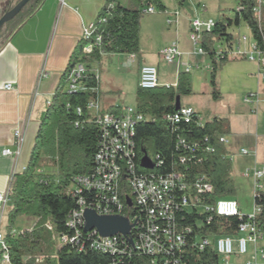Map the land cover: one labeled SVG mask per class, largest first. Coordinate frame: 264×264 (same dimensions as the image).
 I'll return each instance as SVG.
<instances>
[{
  "label": "built area",
  "instance_id": "1",
  "mask_svg": "<svg viewBox=\"0 0 264 264\" xmlns=\"http://www.w3.org/2000/svg\"><path fill=\"white\" fill-rule=\"evenodd\" d=\"M263 6L264 0H257L253 8L259 20ZM202 9L205 10V7ZM144 12L154 13L155 8L148 7ZM165 15L167 25L177 26L178 14L173 20L167 12ZM99 21L104 22L105 18L99 17ZM215 23L213 19L190 20L188 38L196 54L205 55L201 46L203 34L211 32ZM94 30V22L83 30L82 57L91 54L101 42L100 35L95 34ZM218 42L225 45L216 50L218 56L226 54L227 58L232 56L256 62L257 75L264 80V47L252 34L233 36L231 43L223 39ZM159 55L165 63L172 64L180 60L182 51L174 41L163 47ZM190 69L191 65H186L184 72L188 73ZM87 75L86 64L75 62L67 70L65 82L69 83V87L65 91L82 90L83 79ZM46 76L47 73L41 70L38 78ZM176 84L164 86L175 87ZM138 87L144 90L160 87L156 66L144 65L140 68ZM4 88L11 90L13 86L7 83ZM258 101V92L244 96L245 103ZM86 109L99 129L98 146L92 171L71 179L67 194L75 206L65 221V232L57 234L58 247L68 246L77 253L96 251L106 254L111 257L108 264H125L133 252L148 256L151 264H210L198 257L199 253H210L209 250L217 256L218 264H236L237 260L231 262V257H246L241 264H263L264 246L260 243L264 231L256 220L262 207L254 204V198L264 191V167H252L244 171V175L252 179L254 207L251 214H243L235 198H214L213 185L204 174L190 176V163L201 161L197 158L198 151H211L212 147L204 148L174 132L175 152L171 155V161L166 162L159 154H148L153 168L144 169L140 167V159L137 160L136 129L151 118L130 106L120 107L118 113L107 112L100 107L98 97L90 99ZM76 112L81 113L82 109L77 107ZM194 118L197 119L196 124H203L194 108L180 106L178 110L164 115L163 119L177 131L181 125L190 124ZM78 124L75 123L76 126ZM14 138L18 142L22 140L18 129L14 131ZM218 141L225 147L229 144L226 135L219 136ZM2 152L4 155L13 153L10 149ZM225 153L230 160L231 156L233 159L234 154L227 150ZM238 153L245 156L248 150L240 148ZM9 202V189L6 187L0 191V213ZM86 209L98 215H121L127 217L130 223L135 222V225L128 236L116 234L102 237L96 229L85 231ZM230 218H236L238 223L232 233H224V229L232 227ZM214 222L217 228L211 227ZM48 229L54 230L51 222H48ZM16 232L12 230L11 236H16ZM1 257L10 263L4 235L0 232ZM42 258L41 255L32 257L35 263H39Z\"/></svg>",
  "mask_w": 264,
  "mask_h": 264
},
{
  "label": "trees",
  "instance_id": "2",
  "mask_svg": "<svg viewBox=\"0 0 264 264\" xmlns=\"http://www.w3.org/2000/svg\"><path fill=\"white\" fill-rule=\"evenodd\" d=\"M11 1H1L3 11L9 8ZM43 1L30 0L15 18L2 27L0 45L5 44L25 24ZM236 1L237 8H241L239 11L236 9L233 19L216 21L214 29L204 33L201 41L205 55L211 60L213 86L217 63L221 64L227 60L226 54L221 56L216 54L215 44L221 39L231 43L233 34L228 33L229 27H239L244 23L259 45L264 47L262 15L259 20L253 11L257 0ZM148 7H154L161 13L166 12L162 0H128V5H122L118 0H106V4L94 21V33L100 35V44L91 54L84 57L81 55L84 42L80 41L76 46L60 84L40 120L27 166L22 172L14 174L8 184L10 202L6 211V229L3 235L10 264H53L51 257H55L57 264H108L111 261V257L106 254L96 251L77 253L68 246L58 247L53 253L46 252L43 248L45 228L40 223L46 218L52 223L57 234L65 232V221L70 210L75 206L73 199L67 194L71 179L75 175L89 174L93 169L99 129L86 109V104L90 99L98 97L99 79L90 69V63L99 60L105 54L138 53L140 21ZM99 17L105 18V21H99ZM4 33L6 36L3 35ZM78 61L85 63L88 68V75L83 79V89L75 92L62 90L67 70ZM190 93V80L188 73L185 72L178 74L175 87L160 86L149 90L138 87L136 108L151 120L137 126L135 138L137 160L144 154L153 153L159 154L166 162L171 161V155L175 152L176 133L174 132H178L204 148L212 147L211 151H198L197 158L201 161L190 163V176L204 174L208 182L213 185L214 198H234L236 189L231 176V160L226 156L225 146L218 141L219 136L230 134L228 120L215 118L211 122L198 125L197 119L194 118L190 124L181 125L179 130L174 131L163 119L164 115L175 111L177 96H180V106H182L181 97ZM214 97H217V93ZM77 107L82 109L81 113L76 112ZM119 109V106H113L106 111L118 113ZM76 122L79 123L77 126ZM44 167L53 171L43 173L41 168ZM254 204L262 207L256 220L264 231V191L258 198H254ZM21 217H34L38 221L30 230L11 236V231ZM229 222L232 227L224 229V233H232L238 220L230 218ZM211 227L217 228V223H212ZM209 252L199 253L198 257L210 264H218L217 256L211 250ZM37 255L43 257L39 263H35L32 259ZM26 258L28 259L24 261ZM125 264L151 263L148 256L133 252Z\"/></svg>",
  "mask_w": 264,
  "mask_h": 264
},
{
  "label": "crops",
  "instance_id": "3",
  "mask_svg": "<svg viewBox=\"0 0 264 264\" xmlns=\"http://www.w3.org/2000/svg\"><path fill=\"white\" fill-rule=\"evenodd\" d=\"M118 1L120 2V0ZM105 4L106 0H44L25 24L5 44L0 45V191L8 187L14 174L22 172L27 166L40 120L48 102L60 84L76 46L81 41L84 28L97 19ZM162 14L166 17L165 13ZM189 19L188 17L185 21L187 39ZM176 28L177 26L175 27L176 40L174 41L179 45L183 41L179 42ZM150 29L155 36L157 35L158 39L156 37L155 39L163 41L159 44L158 51L164 47L163 43L166 37L168 39L173 37L172 34L158 35V29L154 24ZM190 55L193 56L194 62H199L206 56L196 54L193 49L192 51L183 50L182 56L185 58L181 56L179 61L171 64L175 67L176 76L173 85L177 83L178 74L184 72L186 65H191L188 63ZM147 62L146 65L155 64L153 60ZM247 62L251 63L252 73L257 76L259 84H264V80L257 75V63ZM137 63L139 74L141 67L139 62ZM198 66L196 65V68ZM206 68L208 69L210 66ZM90 69L92 70L91 67ZM192 69L191 65L190 71ZM41 70H44L47 76L39 79ZM7 83L13 86L11 90L4 88ZM255 92L259 93L258 103L248 104L244 102V98L242 99V103L250 107V112L255 118L254 125H249L247 119L241 114L229 113L227 117H223L228 120L230 125V134L227 137L228 139L231 137L234 142L233 144L232 140H229L225 150L234 154V158L245 160L246 165L240 171L244 177H246L244 175L246 169L264 167V102L262 108L260 105L264 101V95L259 90ZM16 129L21 134L20 142L14 138ZM240 148L247 149L248 154L240 155L238 153ZM4 149H10L13 153L4 155L2 152ZM8 205L9 203L0 213V232L3 234L6 229ZM14 230L16 231V228ZM241 258L236 260L240 261ZM239 261L236 264H241ZM0 264L8 263L1 257Z\"/></svg>",
  "mask_w": 264,
  "mask_h": 264
},
{
  "label": "rangeland",
  "instance_id": "4",
  "mask_svg": "<svg viewBox=\"0 0 264 264\" xmlns=\"http://www.w3.org/2000/svg\"><path fill=\"white\" fill-rule=\"evenodd\" d=\"M3 0H0V3ZM12 0L8 9L13 7L17 2ZM122 5H128V0H120ZM162 3L167 8V13L170 15L171 20L178 14L177 24V37L180 49L192 51L193 47L187 39L186 22L187 18L191 19H213L214 21L233 19L237 9L236 0H162ZM205 7V10L202 7ZM7 9V10H8ZM3 11V5L0 4V17L7 11ZM166 16V15H165ZM166 17L155 9L154 13H143L140 21V51L135 55L129 54H105L99 60H93L90 67L98 76V102L103 110H107L113 106H130L136 107V92L138 89L139 74L137 67L146 65L148 60H153L159 70V85L172 84L176 81L174 65L167 64L159 55L158 46L163 41L157 40V35L153 34L151 27L153 24L158 29V35H171L172 39L167 37L164 40L163 46L170 45L175 39V24L169 26L166 23ZM262 22L264 25V6L262 8ZM150 29V30H149ZM7 33V32H6ZM228 33L233 36L247 35L250 36L251 32L247 25L242 23L239 27L231 26L228 28ZM189 34V30H188ZM6 36V34H3ZM155 37L157 39H155ZM5 38V37H4ZM184 39V40H183ZM182 40V41H180ZM220 47H225L224 44L216 42L215 50ZM193 56H189V61L193 69L188 73L191 93L181 97L182 106H191L199 114L202 123L211 122L215 118L227 117L231 114H241L247 119L249 125H254V116L250 112V107L242 103V99L250 92H259L264 95V84H259L256 79L257 76L253 75L251 70V63L244 58H233L228 56L224 63H217L216 72L213 86L211 83V69L206 68L211 66V60L208 56H204L199 62L193 61ZM182 58H185V56ZM200 59V58H199ZM196 65H199L196 68ZM183 69V68H181ZM165 83V84H164ZM69 87L68 82L62 84V90H67ZM258 88V89H257ZM217 93V97L214 94ZM261 102V108L263 105ZM258 106L259 112L261 110ZM258 112V113H259ZM258 116V115H257ZM259 116H261L259 114ZM231 141L232 138L229 137ZM231 143L234 144L233 140ZM152 154V153H151ZM250 157V156H249ZM245 160L231 156L232 166V179L234 181L237 200L243 214H251L253 212V185L250 177L241 175L243 166L245 167ZM43 173L53 171L48 167L41 168ZM264 183V181H263ZM38 221L34 217H21L17 220L15 228L16 234L30 230ZM48 219L41 220L40 225L44 226L45 231L43 234V248L48 253H53L58 248L57 233L55 230L48 229ZM14 228V229H15ZM261 245L264 246V238L261 240ZM246 258V257H245ZM242 257L239 263L245 259ZM53 264H57L55 257H51ZM235 257H231V262H234Z\"/></svg>",
  "mask_w": 264,
  "mask_h": 264
},
{
  "label": "water",
  "instance_id": "5",
  "mask_svg": "<svg viewBox=\"0 0 264 264\" xmlns=\"http://www.w3.org/2000/svg\"><path fill=\"white\" fill-rule=\"evenodd\" d=\"M30 0H19L13 7L5 11L0 17V31L2 27L13 18H15L19 12L28 4ZM180 107V96L176 97L175 111ZM140 167L144 169H152L153 165L148 158V154L140 159ZM128 205L130 201L127 200ZM84 229L90 231L96 229L100 236H112L121 234L128 236L131 228L135 225L130 223L127 217L121 215H98L91 209L84 211Z\"/></svg>",
  "mask_w": 264,
  "mask_h": 264
}]
</instances>
